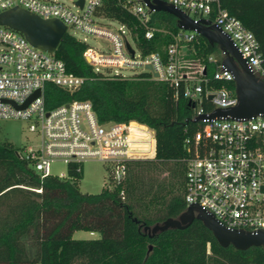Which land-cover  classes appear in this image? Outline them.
Segmentation results:
<instances>
[{
  "label": "trees",
  "instance_id": "trees-1",
  "mask_svg": "<svg viewBox=\"0 0 264 264\" xmlns=\"http://www.w3.org/2000/svg\"><path fill=\"white\" fill-rule=\"evenodd\" d=\"M218 6L253 32L264 63V0H213L211 19ZM99 11L129 28L143 56L153 51L165 56L172 34L183 30L176 17L164 10L151 12L147 26L160 29L152 37L145 36L146 26L119 0H103ZM197 39L188 44L195 45L196 56L206 61L207 86L234 91L233 80L213 78L220 61L218 45L202 35ZM84 49V42L64 33L54 54L84 81L72 92L47 82L46 107L72 99L90 100L100 121L136 120L151 127L155 153L128 161L123 180L108 181L99 192H83L77 163H68L66 177L41 175L17 155V146L0 141V264H264L261 246H222L197 218L184 228H168L152 236L143 229L186 208L183 142L195 128L192 102L183 96L182 87L175 97L172 85L152 78L149 71L133 77H102L92 71ZM210 53L217 61L206 60ZM203 103L210 107L206 97ZM148 149L152 151V146ZM75 230L100 235L74 238Z\"/></svg>",
  "mask_w": 264,
  "mask_h": 264
},
{
  "label": "built area",
  "instance_id": "built-area-1",
  "mask_svg": "<svg viewBox=\"0 0 264 264\" xmlns=\"http://www.w3.org/2000/svg\"><path fill=\"white\" fill-rule=\"evenodd\" d=\"M69 1L70 4L63 0H0V12L20 6L44 18L60 19L66 25V32L70 33L69 29L73 28L104 38L106 49L101 50L89 46L85 36L82 39L75 36L85 43L83 54L92 71L102 77H133L141 71H149L152 78L169 82L175 97L182 87L183 96L192 102L191 120L195 125L183 142L187 151L186 206L197 201L228 227L264 229V114L246 119L218 115L211 119L202 116L195 119L199 113H210L215 107L236 102L235 92L229 88L207 86L210 79L206 75V61L196 56L198 48L195 45L188 44L198 41L200 34L183 29L172 34V40L165 47V56L159 51L143 56L135 44L128 41L131 33L124 23L117 19L118 27L107 23L114 18L99 11L103 0ZM168 1L194 19L210 18L213 0ZM119 2L146 26V37H152L156 30H160L147 26L154 10L144 0ZM211 20L230 36L248 69L264 79L263 58L253 32L219 6ZM190 50L198 61L195 65L184 57ZM223 57L220 49V61L213 71V78L233 80V73L222 63ZM217 59L213 53L206 58L207 61ZM146 64H151L158 75H153ZM124 68L138 70L129 74L122 71ZM83 81L84 76L69 71L64 61L55 56L54 50L39 48L22 32L0 24V119H28V128L35 135V142L18 148L17 155L30 161L41 175L52 174L49 166L55 160L67 165L75 162L77 171H82L81 163L85 160H100L107 167L108 181L119 182L126 175L128 161L153 157L154 130L136 120L100 121L87 99H72L46 107L44 91L47 82L72 92ZM36 90H39L37 96L25 106H18ZM209 93L212 94L210 99ZM204 97L210 102L209 108L203 103ZM135 129L141 134L135 133ZM151 146L152 151L148 149ZM58 176L66 177L67 174L60 172Z\"/></svg>",
  "mask_w": 264,
  "mask_h": 264
},
{
  "label": "water",
  "instance_id": "water-1",
  "mask_svg": "<svg viewBox=\"0 0 264 264\" xmlns=\"http://www.w3.org/2000/svg\"><path fill=\"white\" fill-rule=\"evenodd\" d=\"M144 1L153 10H164L173 14L179 28L194 30L209 43L218 45L224 53L222 63L233 73L236 102L226 107H215L210 113H199L195 119L199 116L211 119L216 115L246 119L258 113L264 114V79L248 69L245 59L229 35L224 33L210 18L194 19L188 12L176 7L168 0ZM79 2L82 3V0ZM0 24H6L22 32L33 45L47 51H53L66 32V25L60 19L56 17L44 18L20 6H13L1 11ZM127 46L133 52V48L129 44ZM146 67L152 70L153 75H158L151 64H146ZM38 94L39 90H36L22 105L18 106H25ZM211 97L212 94L209 93L208 98ZM195 218L201 220L211 230L215 239L222 246L232 245L237 249L261 246L264 250V229L249 230L225 226L197 201L190 202L177 216H169L153 225L145 224L143 229L152 236L168 228H184ZM134 220H136L135 217Z\"/></svg>",
  "mask_w": 264,
  "mask_h": 264
},
{
  "label": "rangeland",
  "instance_id": "rangeland-1",
  "mask_svg": "<svg viewBox=\"0 0 264 264\" xmlns=\"http://www.w3.org/2000/svg\"><path fill=\"white\" fill-rule=\"evenodd\" d=\"M67 3H71L69 0H63ZM112 27H118L119 23L115 19L107 20ZM77 38H83L89 46L97 47L98 49H106L107 41L99 36L84 34L79 31H74L73 28L69 29ZM128 41L134 45V41L131 36L128 35ZM184 57L189 60L191 65L198 63L193 53L190 51L185 52ZM136 69L124 68L125 73H132ZM30 120L23 118H10L0 119V141H9L18 148L23 147L29 143L35 142V135L28 128ZM135 133L141 134L139 129H135ZM82 176L79 180L80 190L83 192H99L108 182V171L106 165L100 160L88 159L81 163ZM49 169L53 175H59L60 172L67 174V164L61 160H55L51 162ZM99 232L90 230H75L73 232L74 238H96L99 237ZM30 243V238L27 240ZM30 252H34V248L30 246Z\"/></svg>",
  "mask_w": 264,
  "mask_h": 264
}]
</instances>
